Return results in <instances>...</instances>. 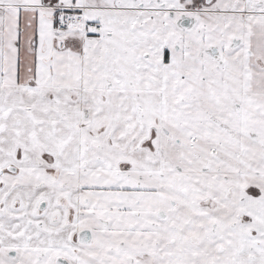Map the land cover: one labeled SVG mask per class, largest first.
<instances>
[{"label":"snow or ice","instance_id":"6c2138e0","mask_svg":"<svg viewBox=\"0 0 264 264\" xmlns=\"http://www.w3.org/2000/svg\"><path fill=\"white\" fill-rule=\"evenodd\" d=\"M0 264H264V0H0Z\"/></svg>","mask_w":264,"mask_h":264}]
</instances>
